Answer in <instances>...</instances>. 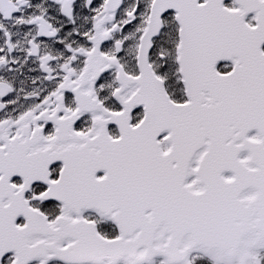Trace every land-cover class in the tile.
<instances>
[{"label":"snow or ice","instance_id":"6c2138e0","mask_svg":"<svg viewBox=\"0 0 264 264\" xmlns=\"http://www.w3.org/2000/svg\"><path fill=\"white\" fill-rule=\"evenodd\" d=\"M0 264H264V0H0Z\"/></svg>","mask_w":264,"mask_h":264}]
</instances>
